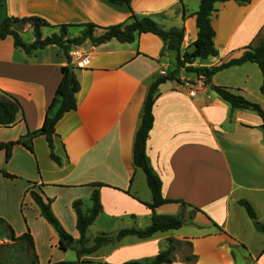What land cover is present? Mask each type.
Wrapping results in <instances>:
<instances>
[{"label":"crops","instance_id":"obj_1","mask_svg":"<svg viewBox=\"0 0 264 264\" xmlns=\"http://www.w3.org/2000/svg\"><path fill=\"white\" fill-rule=\"evenodd\" d=\"M244 1L215 3L211 25L217 55L184 66H177L176 52L150 32L132 42L111 39L82 44L88 58L80 67L71 62L79 82L76 108L55 124L54 152L61 164L49 157L43 135L33 138V151L16 143L6 157V150L0 149V169L16 176L0 173V217L16 236L29 230L38 264L147 263L169 245V239L188 248L187 255L174 254L170 264H264V233L255 229L238 203L246 200L264 223L262 118L251 108H232L205 84L203 76L187 68L213 67L239 58L264 34V0ZM199 2L130 0V8L162 29L183 27L182 54L197 37ZM5 16H36L53 26L106 27L127 21L129 12L103 0H0V19ZM44 29H50V34ZM58 30L44 26L42 37ZM67 32L70 37L78 34L74 27ZM33 39L22 41L29 44ZM65 64L67 59L56 45L26 52L14 45L11 36L0 40V90L13 95L22 109L12 126L0 127V143L41 127ZM170 74L173 78L157 88L146 154L161 180L162 197L183 202L161 204L155 213L181 215L182 226L146 239L125 235L80 257L74 249H61L57 233L41 215L30 190L50 201L63 229L78 240L73 202L80 201L87 212L90 195L98 189L101 211L87 229V246L100 233L115 235L120 229L151 223L152 211L146 204L152 202V193L143 171L133 164V142L151 83ZM210 83L237 92L264 111L262 73L256 63L222 68ZM191 254L194 262H185L183 258Z\"/></svg>","mask_w":264,"mask_h":264},{"label":"trees","instance_id":"obj_2","mask_svg":"<svg viewBox=\"0 0 264 264\" xmlns=\"http://www.w3.org/2000/svg\"><path fill=\"white\" fill-rule=\"evenodd\" d=\"M111 5L125 6L129 12L127 21L111 26H98L93 23H85L79 25H59L53 26L47 23L44 19L36 16L30 17H12L5 16L0 19V40L6 36H11L14 45L23 48L26 52L43 48L47 45H56L67 59V64L71 62L68 50L72 46L83 44L89 41L94 45L102 44L111 39H116L120 42H132L137 35L141 33H154L158 35L166 45L168 50L176 52L177 66H184L185 63H193L196 59H204L209 56H216L217 50L213 44L214 31L211 25V14L215 10V3L228 0H200L196 15L197 37L191 45V49L185 50L180 54L181 43L183 40V27L162 29L151 18L147 16H137L131 11L130 0H103ZM239 3L244 0H234ZM186 17V9L183 8L182 19ZM31 25L33 30V41L26 44L22 41L19 32L14 28L16 24ZM56 27L58 33H53L49 36L42 37V27ZM69 27L80 29V33L76 36L67 37ZM95 31L99 32L96 33ZM246 61H251L257 64L262 73V83L260 92L264 93V35L255 40V44L249 45L247 50L236 59H232L226 63H222L213 67H192L187 68L194 71L197 75L204 78L205 84H209L210 88L215 91L218 96L227 102L232 108H251L257 112L262 118V127L264 129V111L261 107L253 102L248 101L240 94H235L226 87L213 85L210 83L212 75L230 65L241 64ZM67 64L61 67V78L57 84L55 93L51 98L45 113V117L41 127L37 130H27L26 133L20 136L15 141L0 143V149L6 150V157H9L10 148L12 145L19 143L24 145L30 151H33L32 140L35 136L43 135L46 139L49 149V157L56 164H61V158L54 152L53 139L56 135L55 124L63 114L76 108V94L79 90V82L76 75L73 73L72 78H69V69ZM72 68H76L72 66ZM173 74L168 76L157 77L150 85L146 95L143 108L140 115V124L135 132L133 142V164L140 168L147 182V185L152 193V202L146 204L152 211L151 223L145 228H123L115 235L109 233H100L96 235L90 246H87L88 238L86 236L89 225L93 223L99 212L101 211V203L99 199L98 189L93 190L90 195L91 206L87 212H83L80 206V201L73 202V208L76 213V228L79 232L78 240L73 238L63 229L58 219L53 214L50 201L45 202L41 196L33 190L29 194L38 206L43 218L52 226L59 238V247L63 250L69 248L74 249L78 256L89 254L100 246L113 243L125 235H133L139 239L151 237L158 231H166L168 229H177L182 226L183 219L181 215H159L155 213V207L170 202H182L181 200L165 199L161 194V180L157 173L153 170L149 158L146 154V141L149 136V131L153 123L152 106L157 96L158 85L166 79H172ZM22 114V109L19 101L11 94L0 90V127H10L17 119V115ZM5 177L14 178L15 176L0 169ZM95 186L102 185L101 183H93ZM183 203V202H182ZM238 203L245 209L249 219L256 230L264 233V223L256 216L252 206L244 199H240ZM0 236L2 238L13 241L18 244L26 259V264H38V258L34 247L32 236L27 230L21 235L16 236L11 225L0 217ZM174 240H168V246L160 250L149 262L142 263L139 261H127L121 264H170L175 258ZM185 262L191 263L195 260V255H188L183 258ZM86 260L76 261H58L50 264H86Z\"/></svg>","mask_w":264,"mask_h":264},{"label":"rangeland","instance_id":"obj_3","mask_svg":"<svg viewBox=\"0 0 264 264\" xmlns=\"http://www.w3.org/2000/svg\"><path fill=\"white\" fill-rule=\"evenodd\" d=\"M14 28L17 30V32H21L22 33L21 38L24 41L25 40L27 41V40H29L30 38L33 37L32 27L28 23L16 24V25H14ZM76 30H78V34L81 31L78 28H76ZM50 32H51L50 29H44V33L45 34H50ZM96 33H99V32L95 31V35H96ZM262 35H264V34H262ZM67 37H70V36L67 35ZM231 92L237 94V92H235V91H231ZM19 249L20 248L18 247V244L15 245L13 243V241L5 239V238H2L0 236V264H26L27 263V259H26L25 255H24V253L21 250H19ZM187 253H188V248H187V244L186 243H180L179 242V243H175L174 244L173 255L175 254L177 256H181V255L183 256L184 254L187 255ZM173 257L175 258V256H173Z\"/></svg>","mask_w":264,"mask_h":264},{"label":"built area","instance_id":"obj_4","mask_svg":"<svg viewBox=\"0 0 264 264\" xmlns=\"http://www.w3.org/2000/svg\"><path fill=\"white\" fill-rule=\"evenodd\" d=\"M71 62L76 66H82L89 56V52L81 45L72 46L68 51Z\"/></svg>","mask_w":264,"mask_h":264},{"label":"water","instance_id":"obj_5","mask_svg":"<svg viewBox=\"0 0 264 264\" xmlns=\"http://www.w3.org/2000/svg\"><path fill=\"white\" fill-rule=\"evenodd\" d=\"M67 66H68V69H69V78H72V75H73V68H72V63L70 62V63H68L67 64Z\"/></svg>","mask_w":264,"mask_h":264}]
</instances>
